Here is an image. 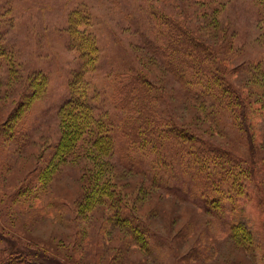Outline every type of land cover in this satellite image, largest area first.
<instances>
[{"label":"rangeland","instance_id":"obj_1","mask_svg":"<svg viewBox=\"0 0 264 264\" xmlns=\"http://www.w3.org/2000/svg\"><path fill=\"white\" fill-rule=\"evenodd\" d=\"M263 1L0 0V44L8 48L0 54V260L10 249L54 264H264ZM163 15L214 50L210 88L169 70ZM82 21L96 44L93 66L71 29ZM78 73L76 90L86 81L96 117L109 123L112 154L79 139L59 155ZM134 76L146 78L161 129L184 128L249 172L246 135H254L258 167L247 181L259 209L240 216L241 231L227 228L238 218L230 206H210L199 194L196 165L175 139H165L163 161L122 137L120 83ZM127 213L147 230L138 243L121 221Z\"/></svg>","mask_w":264,"mask_h":264},{"label":"trees","instance_id":"obj_2","mask_svg":"<svg viewBox=\"0 0 264 264\" xmlns=\"http://www.w3.org/2000/svg\"><path fill=\"white\" fill-rule=\"evenodd\" d=\"M161 18L163 22L161 32L166 34V42L160 49H162V55L169 70L183 81L185 80L184 82L192 81L196 84L202 82L210 88L209 86H212V84L209 82H214L215 79V56L212 47L207 45L198 35L192 33L184 23L176 20V18L167 15H163ZM71 25V29L77 30L79 34L77 44L83 60H86L87 65L93 66L97 52L94 38L83 27V21L79 24L71 23ZM7 49L6 45L0 44V54L7 53ZM80 76L81 74L78 73L73 78L71 96L63 107L68 113L71 127L67 129L63 141L59 145V155L66 157L69 153H72L78 145L77 141L79 139L90 143L102 155L112 154L115 138L109 132L110 128L107 126L109 123L105 125L95 115L98 107L96 104L94 105L96 101H92L91 88L88 87L85 81L76 90V82ZM120 85L122 87L119 103L127 111L120 123L122 137L137 152L148 151L151 146V149H155L160 153L163 161L165 157L162 150L166 147L164 144L165 139H175L176 144L174 147L177 148L178 153L182 154L181 157L186 154L196 165V173L199 177L196 188L199 194L206 197L210 206H230L228 209L231 208V213L238 218L236 221L230 222L227 228L228 230L231 228L232 230L241 231L244 223L241 222L240 216L245 212L254 213V210L259 209V200L258 204L254 205L257 209L250 206L253 189L249 187L250 184L247 181L251 170L258 167V158L255 155L257 144L254 135L250 132L246 135L251 151V157L248 160L249 172L241 166L238 157L231 155L222 148L203 142L199 138V142L196 141L194 135L184 128L171 125L167 129H161L158 115L149 106L150 95L145 77L134 76L128 81L120 83ZM30 103L29 100L22 103L19 111L21 113L25 112ZM15 137H20V135H15ZM252 175H254V172ZM254 177L255 175L253 179ZM227 191L230 202L225 196ZM128 217L129 214L127 213L125 217L121 218V221L126 222V227L132 239L138 243L140 240L145 239L147 230ZM6 255L5 258L3 257L0 260V264H54L53 262L40 261L32 254L17 250L8 249Z\"/></svg>","mask_w":264,"mask_h":264}]
</instances>
